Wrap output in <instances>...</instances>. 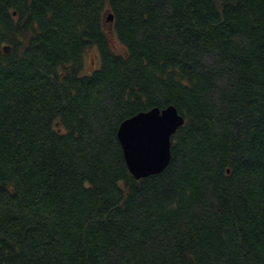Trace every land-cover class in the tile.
Listing matches in <instances>:
<instances>
[{
	"label": "trees",
	"instance_id": "1",
	"mask_svg": "<svg viewBox=\"0 0 264 264\" xmlns=\"http://www.w3.org/2000/svg\"><path fill=\"white\" fill-rule=\"evenodd\" d=\"M167 106L134 180L117 126ZM0 264H264V0H0Z\"/></svg>",
	"mask_w": 264,
	"mask_h": 264
},
{
	"label": "water",
	"instance_id": "2",
	"mask_svg": "<svg viewBox=\"0 0 264 264\" xmlns=\"http://www.w3.org/2000/svg\"><path fill=\"white\" fill-rule=\"evenodd\" d=\"M106 21L111 22L107 14ZM1 51L6 53L8 46ZM183 123L172 106L138 112L121 121L116 139L127 172L134 180L161 173L169 161L170 137Z\"/></svg>",
	"mask_w": 264,
	"mask_h": 264
},
{
	"label": "rangeland",
	"instance_id": "3",
	"mask_svg": "<svg viewBox=\"0 0 264 264\" xmlns=\"http://www.w3.org/2000/svg\"><path fill=\"white\" fill-rule=\"evenodd\" d=\"M108 28V25L107 27ZM111 47H113L114 51H120L121 46L120 44L115 40H111ZM98 65V60H97V54L95 49L91 48L85 52L83 55V72L81 74H86L91 72L93 69H95Z\"/></svg>",
	"mask_w": 264,
	"mask_h": 264
}]
</instances>
